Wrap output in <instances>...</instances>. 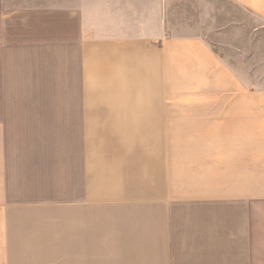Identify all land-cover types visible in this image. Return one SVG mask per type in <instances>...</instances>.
Segmentation results:
<instances>
[{
    "label": "crops",
    "instance_id": "0c3cea01",
    "mask_svg": "<svg viewBox=\"0 0 264 264\" xmlns=\"http://www.w3.org/2000/svg\"><path fill=\"white\" fill-rule=\"evenodd\" d=\"M48 1L0 0V264H264V99L170 0Z\"/></svg>",
    "mask_w": 264,
    "mask_h": 264
},
{
    "label": "rangeland",
    "instance_id": "374dc122",
    "mask_svg": "<svg viewBox=\"0 0 264 264\" xmlns=\"http://www.w3.org/2000/svg\"><path fill=\"white\" fill-rule=\"evenodd\" d=\"M168 12L171 33L204 37L237 75L244 90L224 92L223 98L264 99V19L225 0H170ZM261 205L264 210V201Z\"/></svg>",
    "mask_w": 264,
    "mask_h": 264
}]
</instances>
